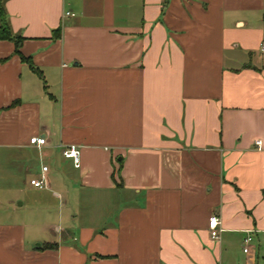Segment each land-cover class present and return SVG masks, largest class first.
<instances>
[{
  "label": "crops",
  "instance_id": "1",
  "mask_svg": "<svg viewBox=\"0 0 264 264\" xmlns=\"http://www.w3.org/2000/svg\"><path fill=\"white\" fill-rule=\"evenodd\" d=\"M4 6L0 264H264V0Z\"/></svg>",
  "mask_w": 264,
  "mask_h": 264
},
{
  "label": "built area",
  "instance_id": "2",
  "mask_svg": "<svg viewBox=\"0 0 264 264\" xmlns=\"http://www.w3.org/2000/svg\"><path fill=\"white\" fill-rule=\"evenodd\" d=\"M261 48H264V42L261 44ZM28 141L30 143L35 144L36 146H41L45 141V136L44 135H39V134H31L28 137ZM256 143H259L260 140L256 139ZM62 154L65 157L71 158L72 162L74 165L79 164V150L78 147L72 143L65 145L62 147ZM47 169L46 164H42L41 166V173L39 175L33 176L29 179V182L37 187H42L47 184L46 177L44 171ZM208 228H209V234L211 238H218L219 237V232L221 230L220 226V218L217 214L215 213H210L208 216ZM251 239V236L249 234L245 235L243 238L244 244L242 246V249L244 251H247L248 246L247 242Z\"/></svg>",
  "mask_w": 264,
  "mask_h": 264
},
{
  "label": "trees",
  "instance_id": "3",
  "mask_svg": "<svg viewBox=\"0 0 264 264\" xmlns=\"http://www.w3.org/2000/svg\"><path fill=\"white\" fill-rule=\"evenodd\" d=\"M60 30V27L54 29L53 34L54 35H58ZM0 38H8L11 39L14 43V50L15 52L20 54V57L27 61L28 64L37 71V67L34 66L30 61L28 56H24L23 54L20 53L19 50V44L22 40V36L19 34H14L11 29H10V25L8 22V18H7V13L5 10V6H4V0H0Z\"/></svg>",
  "mask_w": 264,
  "mask_h": 264
},
{
  "label": "rangeland",
  "instance_id": "4",
  "mask_svg": "<svg viewBox=\"0 0 264 264\" xmlns=\"http://www.w3.org/2000/svg\"><path fill=\"white\" fill-rule=\"evenodd\" d=\"M237 249H238V251H240V252H241V246H239Z\"/></svg>",
  "mask_w": 264,
  "mask_h": 264
}]
</instances>
